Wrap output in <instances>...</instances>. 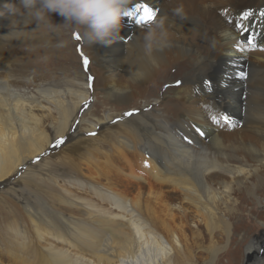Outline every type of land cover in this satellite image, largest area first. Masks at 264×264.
I'll use <instances>...</instances> for the list:
<instances>
[{
	"label": "bare ground",
	"instance_id": "1",
	"mask_svg": "<svg viewBox=\"0 0 264 264\" xmlns=\"http://www.w3.org/2000/svg\"><path fill=\"white\" fill-rule=\"evenodd\" d=\"M17 3L0 0V192L12 190L22 208L21 222L3 227L10 238L1 234L0 257L19 264H195L180 239L186 238L181 223L190 221L193 241L200 226L210 237L204 264H213L231 242L239 199H254L264 183V49L233 57L236 25L264 47V0H133L134 18L124 16L115 42L83 40L90 70L77 71L62 90L39 71L45 55L36 42L23 65L7 54L22 42L63 47L62 27L14 16L5 5ZM136 4L151 7L154 20L166 16L163 31L148 39L153 22L137 23ZM178 7L184 19L173 14ZM220 11L242 12L244 20L227 26ZM51 19L64 22L55 13ZM181 63L189 71L159 96L156 87L173 82L165 70ZM96 92L108 112L86 109L74 129L76 113ZM197 101L217 103L241 126L222 133L207 128L192 107ZM128 110L135 114L124 116ZM62 137L71 164L53 161L54 151L33 163ZM216 232L226 237L223 245L212 239ZM260 232L245 247L246 264H264V222Z\"/></svg>",
	"mask_w": 264,
	"mask_h": 264
},
{
	"label": "rangeland",
	"instance_id": "2",
	"mask_svg": "<svg viewBox=\"0 0 264 264\" xmlns=\"http://www.w3.org/2000/svg\"><path fill=\"white\" fill-rule=\"evenodd\" d=\"M218 15H219V18L222 20V22L226 24L227 26L233 25L236 19L244 20V16L242 12H238L237 15L234 16L232 14H226L224 11H220ZM130 18L131 19L134 18V15L131 14ZM60 34H61V38H59V40L63 46L62 48H58L52 45L50 42L47 45V43L45 42L31 41V42H22V44L16 45V47L14 48L13 47L10 48L7 54L10 56V59H12L13 64L19 65L22 63L23 65L25 63V57L29 55L31 49H34L33 43L36 42L35 44L39 45L38 46L39 49H41L45 55L43 60L41 59V61L37 63L39 69H41L39 71L46 73L47 76L45 79L49 81L50 84H53L54 82V84L57 86V89L62 90L64 89V82H67V80L70 77H73L74 74L77 73V71L79 70L81 72L89 71L90 66L92 65V62L89 60V64L86 68L83 65V57L81 56V51L83 52L84 56H86V54L83 51V45H84L83 38L79 32H74V31H71L70 29H66L62 27ZM75 34L80 35L81 39L79 41L75 39ZM240 36L248 37L246 33L245 34L241 33ZM56 38L58 37L56 36ZM121 39L122 40L127 39V35H125V37ZM239 40H240L239 41L240 47L236 46V42L233 45L235 50L237 51V53L233 55V57H237V55L240 54V52H243L245 50L253 51V50L264 49V47L254 46L253 44L247 43L245 39L243 40L239 39ZM227 54L230 55L229 52ZM181 65H185V64L181 63L180 65L178 64L177 66L174 65L172 67H168L165 70V76L170 78V80L173 82H169V83L163 82V84L160 83L161 85L156 87V91L159 96L164 97V91L169 87L176 88L178 85V82L182 79L183 75L187 71H189V66L182 67ZM229 73L233 77L234 69L231 68ZM93 80H95L94 77L89 80V85H92V82H94ZM158 81L160 82L161 79H159ZM151 88L153 87L151 86ZM103 95L104 94H102L101 92H96V94L93 93L90 95V100H88L89 106L88 104L87 105L84 104L83 105L84 107L81 106L82 107L81 111L83 110L84 111L83 112L79 111V113H76L78 115H76L75 125L73 127L74 129L77 128L78 121L82 119L83 114L87 111L86 109H89L88 113L90 112L94 116H102L104 115V113L108 112V107L104 106L105 100L103 98ZM258 96L260 97L259 99H261V96L260 95ZM262 97H264V94H262ZM133 100H135L134 102H136V104L139 106L143 104V101H141V99L139 98H134ZM165 101H167L170 105L174 104L173 98L171 97L166 98ZM116 105H119V104H116ZM192 107L195 109L197 115H202V117H206L207 121L205 122V126H207V128L215 132H218V133L233 132L234 128L240 127L242 124V122L238 121L237 119L228 118L224 114V112L221 110L222 108H220L217 103L211 104V103L197 101L193 103ZM127 108H134V107L129 106ZM145 110L146 109H143V112H145ZM128 111H133V110H128ZM205 111L209 113V116H205L206 115ZM213 117H216V119L213 120ZM225 117H227L228 118L227 120H230V122L225 120ZM236 124H237V127H236ZM82 137L83 136H81L80 139H84ZM62 138L55 139L54 140L55 144L53 143L49 150L48 149L45 150L46 153H44L37 159H34L33 163H37L39 160H41V158L44 155L48 156L52 151H54L52 153L53 155L55 154L56 156L53 159V161L57 162L58 164L59 163L63 165L66 164V166L68 164H71L67 161V159H65L67 153L63 151L62 148H60L63 144H65V142L66 143L68 142V138L67 139L66 138L62 139ZM60 140H63V143L57 146V141H60ZM75 165H77V168L81 172L83 173L86 172L85 166L82 160H76ZM77 168L74 167V169L78 170ZM19 173L20 172L17 173L18 176H20ZM146 183L148 184L149 182L146 181ZM147 184H142V185L144 186V188H147L146 186ZM20 186L21 185H19V187ZM134 186L135 185H133V187ZM25 191L28 192L27 190ZM25 193L21 194L20 200L21 198H23L22 196H24ZM171 196L177 197L176 195H171ZM177 199L179 198L177 197ZM0 205H1L0 206V216H1L0 217V237L3 236V235L1 236V234H5L4 237L10 238L9 232L4 231L3 227H5L7 224H10L12 222H15L16 224H18V222H21L20 208H22V204L18 202L17 196H15L12 190H7L6 192H0ZM239 208H240L241 213L239 214V216L235 218V220L231 222L233 225H235L232 228L233 234L230 238L231 242L230 244L227 245L226 249L219 252L213 264H246L245 247L248 245V242L251 240L252 237L254 236L260 237L261 222H264V183H262V185L260 186V189L256 193L254 199L249 201V198L247 196L245 195L242 196V198L239 199ZM190 223H191L190 221L189 223L186 221L181 223L183 227L182 229H184V233L186 236V238H184L183 236L180 238L181 242H183L182 245L185 244V246H187L186 248L191 250V253L193 254V261L195 262V264H202V263L204 264L208 261V258H209V255L206 252L210 251V247L208 248L209 246L208 244L210 243V240H209L210 237H207L208 235L204 231L203 227L200 226V228H198L200 231V237L197 238L198 240L193 241L192 234L193 232L196 233L197 229L191 227L192 223L191 224ZM171 225L174 229H176L178 222H176V225L175 224H171ZM177 231H176V234L178 236L179 235L181 236L182 234H180V232H177ZM212 239L215 240L214 242H217L218 246L223 245L226 242V237L224 235L219 234V232H216L212 236ZM263 247L262 249H264ZM11 248L9 251L12 250ZM13 248L15 249V247ZM0 259L3 260L2 264H5L6 262L7 264H19V262L15 258H14L15 259L14 261L12 260L9 262L5 259L4 256H1Z\"/></svg>",
	"mask_w": 264,
	"mask_h": 264
},
{
	"label": "clouds",
	"instance_id": "3",
	"mask_svg": "<svg viewBox=\"0 0 264 264\" xmlns=\"http://www.w3.org/2000/svg\"><path fill=\"white\" fill-rule=\"evenodd\" d=\"M133 0H18L17 4L5 7L17 17L31 18L37 26L64 27L79 32L83 40L92 45L103 43L110 45L120 36L123 18L130 11ZM64 18L61 24L53 23L51 14ZM0 12V15H3ZM173 14L184 19L182 7L173 10ZM166 16L156 19L148 34L150 39L156 30L163 31Z\"/></svg>",
	"mask_w": 264,
	"mask_h": 264
},
{
	"label": "snow or ice",
	"instance_id": "4",
	"mask_svg": "<svg viewBox=\"0 0 264 264\" xmlns=\"http://www.w3.org/2000/svg\"><path fill=\"white\" fill-rule=\"evenodd\" d=\"M136 11L141 13V15L137 19V23H139V24H150L155 19L156 12L151 7H149L147 4H136ZM129 14H132V13H130V12L126 13V15H129ZM245 15H248V14H245ZM261 15L264 16V13H261ZM236 27L240 30V33H244V32L247 31V29H245L243 27V25H236ZM75 39L77 41H79L81 39L80 35L79 34H75ZM239 39H245L246 42L249 43V44L252 43V38L251 37L239 36ZM239 39H237V41H236V46L237 47H240ZM81 56L83 57V65L86 68L88 66V64H89V59L86 56H84L82 51H81ZM241 76H246V73H241ZM179 83L180 82H178V86H179ZM206 83H208L209 87H210V82H206ZM134 114L135 113L133 111H128V112H125L123 115L131 117ZM215 119H216V117H213V120H215ZM227 119L228 118L225 117V120H227ZM90 134L94 135L95 133H90ZM201 134H203V133H201ZM62 143H63V140L57 141V146H59Z\"/></svg>",
	"mask_w": 264,
	"mask_h": 264
}]
</instances>
